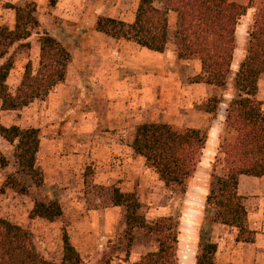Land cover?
<instances>
[{
  "label": "rangeland",
  "instance_id": "rangeland-1",
  "mask_svg": "<svg viewBox=\"0 0 264 264\" xmlns=\"http://www.w3.org/2000/svg\"><path fill=\"white\" fill-rule=\"evenodd\" d=\"M128 1L129 5L120 8V16L123 14L125 19L121 21L132 23L139 0ZM228 1L249 6V8L238 20L236 26L235 49L226 84L223 88H217L191 82L199 72L197 60H187L191 61L192 68L185 65L180 69L174 68L173 63L175 57L177 58L175 35L178 19L171 12L168 14L167 45L162 52L163 55L157 56L133 42L115 41L97 32L95 25L98 18L93 23L84 20V13L80 12L77 4L71 7L68 1L57 0L56 4L51 6L49 0H0V26L12 30L15 12L11 7L22 6L29 2L35 5L34 16L38 21V27L31 31L28 39L0 48V51L5 53L1 63H5L8 59L13 63L6 84L9 91L13 93L22 80L26 65L29 64L33 72L37 70L38 38L46 32L69 51L71 61L73 54V68L70 69L71 82L66 88H62L60 92H55V88L47 97L36 100L32 107L35 115H38L41 109L42 114L46 116L47 112H52L54 108L50 117L54 115V120L62 123V114L65 110L64 99L76 97L88 91V87H84L86 88L84 91L79 90L80 87L75 88L76 70L81 66L106 67L113 64L112 67H117L116 70L121 67L126 69L125 74L128 78L134 75L133 77L137 76L140 79L121 81L118 86L124 89L121 95L127 101L128 110H136L141 124H169L178 129L200 126L199 131L206 139L204 145L206 149L208 132L213 126L212 121L216 120L218 107L224 99L227 100L230 97V102L237 97L234 78L246 55L248 33L260 2V0H253L252 3L249 0ZM153 4L159 9H165L169 2L154 0ZM143 65L145 67L143 74L141 72L142 75H137L136 69L142 70ZM92 83L95 82L92 80ZM95 84L89 87L90 94L100 96L96 94L98 87ZM115 95L121 98L119 93ZM101 96L105 99L109 97L106 93ZM213 97L219 99V104L214 113H208L206 110L213 105L209 103ZM48 100H50L49 103ZM108 103L107 106L110 105L114 109L112 113L123 112L117 109V107L121 108V103L118 104L117 101ZM42 105H45L44 108ZM223 108L221 106L220 111ZM205 112L210 116H206ZM15 115L8 114L11 118H8L7 123L14 122ZM48 121L43 117L37 124L48 125L53 120ZM128 124L124 127V131L132 129V122ZM139 125H135V128ZM106 129L112 131V128ZM125 135L122 138L123 141ZM224 138H234V133L227 130L225 123L221 132L217 133L216 151L211 155L210 150H202L197 166L200 172L194 173L187 181L184 193H180L174 187H164L153 169L143 159L136 163V170L146 177L142 185L138 183L140 187L133 191L141 202L138 213L149 225L163 218H170L175 223L178 231L175 252L177 264H196L195 258L199 246L208 242L217 244L214 256L216 264H264V195L261 190V180L244 178L238 189L247 212V226L255 233L253 243L237 242L235 229L212 221L214 210L205 204L208 192L203 202L199 199L200 192L194 187L188 189L189 183L199 185L202 178H205L209 191L212 177L224 174L217 162L219 145ZM0 151L7 161L5 167H0V190H3V193H0V218L29 231L36 251L43 259L53 263L61 262L64 236H67L69 243L79 254V264H101L106 259L110 260V264H130L132 255L140 257L156 249L155 235H146L142 230H133L130 254L129 257L126 256L125 210L123 207L114 206L112 201L114 189L121 190L120 184H124L123 179L119 178V173L122 171L119 173L115 171L118 174L113 180L112 170H105L111 168L110 166L86 164L79 172H74L75 177L64 174L56 184L44 187L43 174L37 159L35 166L42 174V184L36 186L30 177L18 172L14 157L15 144H9L0 138ZM8 177L14 179L17 188L5 185L8 183ZM122 187L124 188V185ZM21 189H27V194H20L18 191ZM36 201L44 203L57 201L62 210L61 217L53 222L31 217Z\"/></svg>",
  "mask_w": 264,
  "mask_h": 264
},
{
  "label": "trees",
  "instance_id": "trees-1",
  "mask_svg": "<svg viewBox=\"0 0 264 264\" xmlns=\"http://www.w3.org/2000/svg\"><path fill=\"white\" fill-rule=\"evenodd\" d=\"M153 1L139 0L132 23L101 17L96 21L95 30L115 41L133 42L141 48L162 53L168 41V14L171 12L178 19L175 35L177 58L197 60L199 63V72L191 82L223 88L233 60L236 26L249 6L228 0H168V7L159 9ZM56 2L49 0L51 6ZM11 8L15 12L14 27L10 30L0 26V48L28 39L31 31L38 27L33 2ZM38 44L37 70L33 72L31 66L26 65L22 80L13 93L6 84L13 63L10 59L1 63L5 53L0 51L2 111H20L34 101L47 97L64 83L71 62L69 51L46 32L39 36ZM263 74L264 0H260L248 33L246 55L234 78L237 97L229 102L226 109V128L234 133V138H224L219 145L217 162L224 174L212 177L205 199V204L214 210L212 221L235 229L236 241L242 243H253L255 233L247 226L243 198L238 193L239 178L264 176V109L262 102L256 99L258 81ZM209 103L213 105L206 112L214 113L219 99L213 97ZM0 137L9 144H15L18 172L40 186L42 174L35 166L41 144L39 130L21 129L18 126L6 128L0 124ZM205 141L201 132L194 128L178 129L169 124L146 123L135 128L130 147L153 169L164 187H174L184 193L187 181L196 172ZM6 165L7 161L0 151V167ZM5 185L17 188L11 177H8ZM18 192L25 195L27 189ZM0 193H3L2 189ZM112 201L114 206L125 210L127 257L133 242V230L156 236V249L130 264H177L178 231L170 218L160 219L153 225L147 224L138 213L141 204L135 192L123 193L116 188ZM30 215L53 222L61 217L62 210L57 201H36ZM62 242L61 262L47 261L38 255L29 231L0 218V264H79L80 256L67 236L63 237ZM216 251V243H202L195 258L196 264H216ZM101 264H110V260H103Z\"/></svg>",
  "mask_w": 264,
  "mask_h": 264
},
{
  "label": "crops",
  "instance_id": "crops-1",
  "mask_svg": "<svg viewBox=\"0 0 264 264\" xmlns=\"http://www.w3.org/2000/svg\"><path fill=\"white\" fill-rule=\"evenodd\" d=\"M68 1L71 7L77 4L81 13H84V20L92 21V23L99 17H106L118 20H125L120 16L121 9L125 5H129L128 0H64ZM61 2V0H60ZM147 50V49H146ZM150 53L157 56L163 55V53H156L147 50ZM72 54V61H73ZM70 62L67 68L65 81L62 85L56 87L55 92H60L62 88H66L70 81V69L73 68V62ZM190 64H186V63ZM174 68L180 69L182 67L192 68L191 61L179 60L175 57L173 63ZM185 65V66H184ZM113 64H109L106 67H93L89 68L81 66L76 70V76L74 79V86L80 87L79 90H86L84 87H88V91L82 92L83 95L71 96L69 99H64L63 106L65 107L64 114H62V123H57L52 117V112H47V115L42 114L41 109L38 115L32 111V107L36 101L29 106L23 108L20 111H2L0 109V124L6 128L11 126H18L20 128H35L38 129L41 135V144L39 151L36 155V160L39 161L40 170L43 174L44 187H50L56 184L61 176L68 174V176H74V172H79L86 164L93 165H108L111 168L105 169L107 171L112 170L113 180L116 178V174L120 172V177L123 179L121 186V192H133L137 190V184L145 180V175L136 170L137 161L142 160L134 154L130 145L132 143L135 125L141 124L137 118L138 114L136 110L130 111L127 107V101L122 98L121 93L124 89L118 86V83L128 79L140 80L137 76L128 78L126 76V69L112 67ZM131 68V67H130ZM145 67L143 65L142 70L136 69L137 75H142ZM142 72V74H141ZM91 78V79H90ZM92 80L96 83H92ZM89 82V83H88ZM264 74L260 76L258 81V93L256 99L262 102L264 107ZM93 84L97 85L100 96H92L90 94L89 87ZM110 86V87H109ZM84 88V89H83ZM121 88V89H120ZM79 92V91H78ZM108 94V99L102 97L101 94ZM115 93H119L121 98H118ZM87 98H86V97ZM54 96H52L53 98ZM75 97V99H74ZM51 99V97H50ZM74 99V100H73ZM231 98L223 100L222 104L218 107L216 120H213V126L209 130L206 149L210 150L211 155L216 151L217 147V133H220L225 123L226 108ZM118 102L122 104L121 108L123 112L112 113L113 107L107 106L108 102ZM50 100H48V103ZM105 103V104H104ZM44 104V103H43ZM88 104V106H87ZM97 105V106H96ZM1 106V103H0ZM45 105H42L44 108ZM223 106V110L220 111V107ZM125 108V110H124ZM51 111V110H50ZM8 114H16L14 116V122L7 123ZM206 116H210L208 113H204ZM53 120L48 125H38L40 119ZM53 118V119H50ZM48 121V122H49ZM129 122H132V129L124 131V127H127ZM47 124V123H46ZM131 124V123H130ZM106 128H112V131H108ZM200 130V126H189ZM125 140L123 141V136ZM1 138V137H0ZM2 139V138H1ZM4 140V139H3ZM8 143V142H7ZM117 171L118 173H116ZM200 172L197 167L196 172ZM208 174V173H206ZM261 180L262 193L264 195V176L261 178H254L249 176H240L238 189L241 186L242 179ZM77 179V178H76ZM61 180V179H60ZM206 179L202 178V182L199 185L189 183L188 189L194 187L201 193L200 201L204 202V198L208 192ZM191 195V194H188ZM141 203V202H140ZM247 213V212H246ZM131 263L137 261L139 257L132 255Z\"/></svg>",
  "mask_w": 264,
  "mask_h": 264
}]
</instances>
